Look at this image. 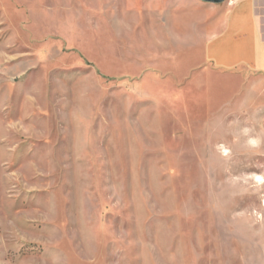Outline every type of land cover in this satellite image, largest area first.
<instances>
[{
    "label": "rangeland",
    "instance_id": "1",
    "mask_svg": "<svg viewBox=\"0 0 264 264\" xmlns=\"http://www.w3.org/2000/svg\"><path fill=\"white\" fill-rule=\"evenodd\" d=\"M223 1L0 0V264H264V67L210 54Z\"/></svg>",
    "mask_w": 264,
    "mask_h": 264
},
{
    "label": "crops",
    "instance_id": "2",
    "mask_svg": "<svg viewBox=\"0 0 264 264\" xmlns=\"http://www.w3.org/2000/svg\"><path fill=\"white\" fill-rule=\"evenodd\" d=\"M263 5L264 0H225L211 7L210 31L213 39L209 52L218 63L225 67L241 62L251 63L247 55L252 53L258 57L257 65L264 67V37L259 19ZM250 32L254 36V44L251 45Z\"/></svg>",
    "mask_w": 264,
    "mask_h": 264
},
{
    "label": "water",
    "instance_id": "3",
    "mask_svg": "<svg viewBox=\"0 0 264 264\" xmlns=\"http://www.w3.org/2000/svg\"><path fill=\"white\" fill-rule=\"evenodd\" d=\"M208 1H212V2H221L223 0H208Z\"/></svg>",
    "mask_w": 264,
    "mask_h": 264
}]
</instances>
